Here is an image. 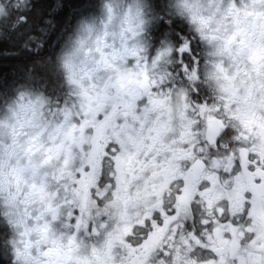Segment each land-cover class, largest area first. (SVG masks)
<instances>
[{"label": "clouds", "instance_id": "obj_1", "mask_svg": "<svg viewBox=\"0 0 264 264\" xmlns=\"http://www.w3.org/2000/svg\"><path fill=\"white\" fill-rule=\"evenodd\" d=\"M0 264H264V0H0Z\"/></svg>", "mask_w": 264, "mask_h": 264}]
</instances>
